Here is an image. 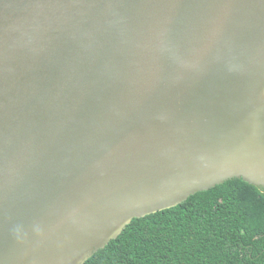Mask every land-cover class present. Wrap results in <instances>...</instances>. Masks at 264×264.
Segmentation results:
<instances>
[{
  "label": "water",
  "instance_id": "1",
  "mask_svg": "<svg viewBox=\"0 0 264 264\" xmlns=\"http://www.w3.org/2000/svg\"><path fill=\"white\" fill-rule=\"evenodd\" d=\"M233 178L264 189V0H0V264Z\"/></svg>",
  "mask_w": 264,
  "mask_h": 264
},
{
  "label": "trees",
  "instance_id": "2",
  "mask_svg": "<svg viewBox=\"0 0 264 264\" xmlns=\"http://www.w3.org/2000/svg\"><path fill=\"white\" fill-rule=\"evenodd\" d=\"M84 264H264V189L242 178L134 218Z\"/></svg>",
  "mask_w": 264,
  "mask_h": 264
}]
</instances>
